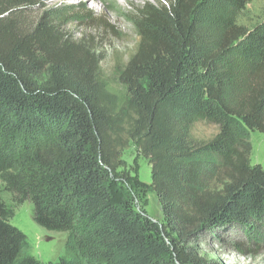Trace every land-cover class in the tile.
Segmentation results:
<instances>
[{
    "label": "trees",
    "instance_id": "1",
    "mask_svg": "<svg viewBox=\"0 0 264 264\" xmlns=\"http://www.w3.org/2000/svg\"><path fill=\"white\" fill-rule=\"evenodd\" d=\"M32 1L0 0V179L38 226L67 235L50 264H201L190 245L207 231L264 227L248 131L264 134V33L239 23L254 0L146 6L122 90L55 20L18 30ZM198 123L218 131L200 140ZM131 143L152 166L161 224L111 192ZM13 217L0 199V264H42Z\"/></svg>",
    "mask_w": 264,
    "mask_h": 264
},
{
    "label": "rangeland",
    "instance_id": "2",
    "mask_svg": "<svg viewBox=\"0 0 264 264\" xmlns=\"http://www.w3.org/2000/svg\"><path fill=\"white\" fill-rule=\"evenodd\" d=\"M47 1V2H46ZM53 0H33L23 10L12 16L15 27L27 33L42 17L55 20L58 31L68 43L81 44L100 60V68L109 83L119 90V74L140 47L139 24L146 6L168 7L170 0H141L138 6H129L122 19L95 8L91 0L86 3H53ZM239 23L249 31L264 33V0L252 1L239 17ZM73 31V32H72ZM63 41V40H62ZM214 125L198 123L194 136L207 140L215 135ZM251 142V164L264 168V134L248 130ZM124 165L109 181L116 201L129 199L135 211L148 223L161 224L164 217L157 197L152 190V166L134 143L123 152ZM0 199L14 211L12 225L28 238L31 253L42 264L57 263L66 255V234L51 232L38 226L33 220V205L26 201L21 205L13 202L0 179ZM258 225V224H257ZM192 253L201 264H264V227L245 228L236 226L224 233L222 230L207 231L190 245Z\"/></svg>",
    "mask_w": 264,
    "mask_h": 264
},
{
    "label": "bare ground",
    "instance_id": "3",
    "mask_svg": "<svg viewBox=\"0 0 264 264\" xmlns=\"http://www.w3.org/2000/svg\"><path fill=\"white\" fill-rule=\"evenodd\" d=\"M91 1L95 8L103 12L108 10V12L117 19H122V16H125L126 9L129 6H138L141 2V0H91ZM65 2L86 3L87 0H53L50 3L53 4V3H65Z\"/></svg>",
    "mask_w": 264,
    "mask_h": 264
}]
</instances>
